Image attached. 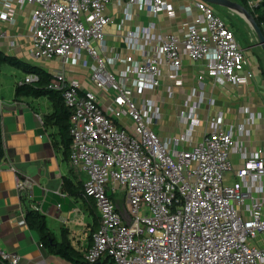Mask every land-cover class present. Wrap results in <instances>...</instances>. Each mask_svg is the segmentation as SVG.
I'll return each instance as SVG.
<instances>
[{
    "label": "built area",
    "instance_id": "1",
    "mask_svg": "<svg viewBox=\"0 0 264 264\" xmlns=\"http://www.w3.org/2000/svg\"><path fill=\"white\" fill-rule=\"evenodd\" d=\"M260 1L251 0L249 6ZM112 2L124 18L132 16L134 5L149 15L163 10L175 15L165 0H0V19L10 24L15 22V5L32 7L33 59L61 57L63 63H76L83 52L93 59V89H83L77 80L65 82L62 75L50 86L61 91L70 113L69 165L86 175L82 195L98 212V228L82 252L84 264H264V150L244 151L242 164L234 169L230 154L241 148L236 133H248L243 126L223 127L219 118L209 121V131L191 149L171 151L170 141L154 130L159 109L147 99L138 105L133 96V87L156 88L163 66L181 84L184 57L203 62L216 84L247 85L253 73L246 70L245 49L214 8L197 1L180 7L187 18L182 37L155 38L144 31L145 44L153 45L141 46L134 42L139 32L130 31L126 39L144 59L106 57L105 27L113 18L105 11ZM119 64L123 69L110 70ZM35 79L27 75L19 83ZM94 89L111 93L106 107ZM32 184L17 175L21 195L31 197ZM0 262L20 264L21 256L0 251ZM36 264L46 263L42 259Z\"/></svg>",
    "mask_w": 264,
    "mask_h": 264
},
{
    "label": "crops",
    "instance_id": "2",
    "mask_svg": "<svg viewBox=\"0 0 264 264\" xmlns=\"http://www.w3.org/2000/svg\"><path fill=\"white\" fill-rule=\"evenodd\" d=\"M165 1L175 10L173 17L168 16L166 10L157 15H149L138 5H134L132 16L124 18L114 2L107 5L105 12L113 18V22L105 27V56L110 58L119 55L125 58L130 55L134 60L142 61V51L136 50L126 39L130 31L139 32L140 36L134 42L141 46L146 42L144 31L155 38L165 34L182 37L187 18L180 7L194 6L195 2L201 0ZM222 8L223 14L214 10L234 35L235 26L240 23L248 31L250 45L246 48L240 45L246 51V70L253 73L247 85L216 84L207 75L203 62H192L184 57L179 73L181 84H175L169 78L170 70L163 66L159 85L147 89L133 87V96L138 105L147 99L159 109L160 118L154 130L162 140L170 141L171 151L191 149L209 131L208 123L211 119H222L223 127H245L248 134L238 132L235 136L241 148L230 154L233 167L237 169L242 164L244 151L251 153L257 148L264 150V67L256 53L259 45L250 25L241 14ZM14 9L13 24L0 19V51L43 68L55 80L62 75L65 82L77 80L83 89H93L89 81L93 59L86 52H83L82 58L76 63H72L71 59L63 63L61 57L35 60L30 56L32 7L15 5ZM196 16V12H193V17ZM233 16L241 18L239 23L229 20ZM121 19H125L122 24ZM145 45L152 46L153 41ZM249 48L253 53H249ZM121 69L122 64L110 66V70L114 72ZM25 76L27 74L18 69L0 66V116L5 150V156L0 162V251L19 254L20 264H36L42 259L46 264H71L41 248L37 232L28 228L25 222V213L33 205L37 206L57 240H61V233L64 231L70 244L82 255L91 243L93 218L95 214L98 217V212L95 204L82 195L86 175L69 165L58 126L54 122H44L45 117L53 113L49 99L14 96L16 85ZM94 90L101 105L106 107L111 101V93ZM182 113L190 118L182 119ZM122 120L129 122L125 118ZM189 131L191 134L188 137ZM183 136L185 139L179 141ZM17 175L33 181L31 197L17 191ZM227 178L231 181L233 175L228 174ZM116 202L126 216L124 202L120 197ZM92 211L95 213L92 214Z\"/></svg>",
    "mask_w": 264,
    "mask_h": 264
},
{
    "label": "trees",
    "instance_id": "3",
    "mask_svg": "<svg viewBox=\"0 0 264 264\" xmlns=\"http://www.w3.org/2000/svg\"><path fill=\"white\" fill-rule=\"evenodd\" d=\"M244 8H246L255 18L258 27L262 30L264 36V0H261L255 7L248 5L249 0H232ZM8 65L12 68H16L27 75H35L36 79L30 84L19 83L14 90V96L19 97H47L52 104L53 113L45 117L44 122H54L59 128V132L62 134L63 147L65 158L68 159L70 137L68 133L69 129V117L70 113L67 107L64 105L61 91L50 88L54 77L41 67L30 65L16 56L7 55L0 51V66ZM262 69V66H261ZM263 71V70H262ZM5 156V150L3 146V137L1 131V116H0V162ZM95 212L92 211V214ZM25 222L28 228L37 232L39 236V243L43 250L48 254L59 256L60 258L73 263L84 264L82 255L71 244L64 231L61 233V240H57L55 235L49 230L46 224L45 216L36 210H28L25 213ZM98 217L96 214L93 218V226L91 232L93 233L98 228ZM0 264H2L0 262Z\"/></svg>",
    "mask_w": 264,
    "mask_h": 264
},
{
    "label": "water",
    "instance_id": "4",
    "mask_svg": "<svg viewBox=\"0 0 264 264\" xmlns=\"http://www.w3.org/2000/svg\"><path fill=\"white\" fill-rule=\"evenodd\" d=\"M201 1L209 5L224 7L241 14L243 18L247 21V23L250 25L252 31L256 36L257 43L264 53V36L262 30L258 27L253 15L246 8H244L242 5L232 0H201ZM120 213L123 217H125L124 212H122V210H120Z\"/></svg>",
    "mask_w": 264,
    "mask_h": 264
},
{
    "label": "rangeland",
    "instance_id": "5",
    "mask_svg": "<svg viewBox=\"0 0 264 264\" xmlns=\"http://www.w3.org/2000/svg\"><path fill=\"white\" fill-rule=\"evenodd\" d=\"M213 8L215 10H217L218 12H222V14H223L224 9L222 7H218V6L213 5ZM233 17L234 18L229 19L232 22L239 23V21L241 20V18H239L238 16H233ZM234 31H235L236 39L238 40L240 45L245 47V48L248 47L250 45V42H249V35H248V31H247L246 27L240 23L239 25L235 26ZM248 50H249V53H253L251 48H249ZM256 53H257V55H258V57L262 63V66L264 67V53H263L262 49L260 48V46H258L256 48ZM5 66L11 67L8 65H5ZM13 69H16V68H13Z\"/></svg>",
    "mask_w": 264,
    "mask_h": 264
}]
</instances>
